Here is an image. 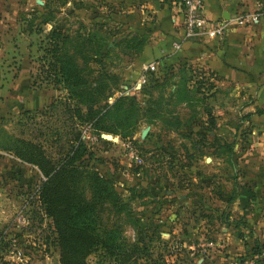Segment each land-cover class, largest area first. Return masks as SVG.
<instances>
[{"label":"rangeland","instance_id":"374dc122","mask_svg":"<svg viewBox=\"0 0 264 264\" xmlns=\"http://www.w3.org/2000/svg\"><path fill=\"white\" fill-rule=\"evenodd\" d=\"M40 1L0 0V143L6 142L9 135L33 140L41 138L36 135L46 124L48 115L45 114V118L37 109L65 94L59 85L53 86L48 81L45 65L41 62L42 49L46 44L45 32L50 24L37 25L41 13L36 6L45 0ZM87 2L66 0L59 10L53 8L52 16H55V21L74 29L77 20L85 21L87 13H91ZM54 4L48 2L50 7ZM91 7L95 8L94 5ZM84 24V30H94L90 24ZM36 27H40V31L34 32ZM102 30L100 28V32ZM117 39L113 34L106 36L105 41L111 42L112 50L107 52V45H104L98 62L89 63L95 70L102 65L116 76L118 84L109 85L112 89L108 101L116 95L126 94L134 96L139 108L149 104L153 106V101L159 103L148 120L143 116V109H139L142 115L138 113L126 135L119 133L122 132L120 129L118 133H95L88 124L80 126V135L87 150L96 158V167L107 176L111 175L119 197L128 205L129 212L120 213L116 218L124 253L130 252L131 243L138 234L143 236L155 225L154 237L148 243L149 251L153 256L161 253L164 264H232L234 256L237 259L242 255V258H250L244 252L236 254L229 243L225 244L229 234L241 233V230L238 228L240 231H237L227 222L218 223L214 212H211L215 208H227L224 199L216 198L217 193H222L216 187L230 189L226 177L231 172L222 160L224 156L220 153L218 157L214 156L212 153L215 152L205 145L214 138L206 130L211 126L209 116L212 115L216 121L213 104L219 103L214 92L209 91L212 87L210 81L195 67L188 65V70L183 72L188 88L193 89L194 84L201 80L207 85L208 88H202L205 98L201 102L197 101L201 94L193 91L186 100L170 94L173 88L170 83L181 77L182 70L176 68L172 71L175 74L165 81L162 74L166 67H163L155 74L147 72V78L138 81L136 86L134 80L126 82L124 69L131 66L133 57L129 52H118ZM146 82L147 86L141 89V84ZM146 100L151 102L146 103ZM227 101L234 109L232 125L236 132L242 115L238 116L235 109L241 101ZM24 110L28 112L24 113ZM144 112L148 114V111ZM55 124L59 126V118ZM146 125L148 130L141 137L140 130ZM241 128L247 130L248 125ZM241 134L237 140L247 137ZM0 151V208L4 210L0 216L8 211L10 217H17L11 218L12 222L18 225L17 221H20L19 225L24 226L22 237L26 236L30 241L12 244L9 258L18 264H59L55 259L57 249L49 245L44 252V245L38 240L46 218L43 217L40 226L34 227L35 223L31 224L29 218L33 204L31 197L35 198L33 190L43 178L41 172L34 164L19 159L11 151L1 148ZM3 157L8 164L2 165ZM105 213L102 211L101 215ZM34 237L38 246L30 244ZM143 240L141 242L147 244L146 238ZM17 252L23 257L18 259ZM33 253L39 257H34ZM95 258L90 253L86 264H95Z\"/></svg>","mask_w":264,"mask_h":264},{"label":"trees","instance_id":"16d2710c","mask_svg":"<svg viewBox=\"0 0 264 264\" xmlns=\"http://www.w3.org/2000/svg\"><path fill=\"white\" fill-rule=\"evenodd\" d=\"M49 1L55 3L53 7L48 5ZM65 2L66 0H45L36 6L41 13L37 25L50 24L45 32L46 44L41 57L45 75L53 86L59 85L64 89L65 94L51 99L48 104L37 109L45 118V114L48 115L46 124L36 135L41 138L33 140L9 135L5 143H0V148L34 164L41 172L43 178L33 190L35 198L31 197L33 204L29 210V218L31 224L35 223L33 227L40 226L43 217L46 218L38 240L44 245V252H47L49 245L57 249L59 264H86L90 253L96 257L95 264L105 261L114 264H164L161 253L153 256L149 251L148 243L154 237L155 225L143 236L138 234L131 243L130 252L124 253L116 218L120 213L129 212L128 205L119 197L111 175L107 176L96 167V158L87 150L80 135V126L86 124L95 133H118L120 129L122 132L119 133L126 135L127 128L135 122L139 109H143V116L148 120L151 117L149 114L159 102L153 101V106L149 104L139 108L134 96L126 94L116 95L108 101L111 93L109 85L118 84L116 76L102 65L95 70L89 63L98 62L103 46L107 45L105 37L112 34L114 29L95 22L89 25L94 30H84L85 24L81 20H77V25L72 29L55 21V16L51 13L53 8L59 10V6ZM100 28L103 29L102 32ZM38 31L40 27H36L34 32ZM143 42L142 35L134 34L122 36L115 43L124 50L137 52ZM111 50V46L106 47L107 52ZM187 67L185 64L176 67V70H182L181 77L177 82H169L173 86L172 91L169 90L170 94L186 100L193 91L201 94L197 97V101L201 102L205 98L201 93L202 88L208 87L201 80L197 85L194 84L193 89L188 88L183 75L188 70ZM172 71L171 66L166 68V72L162 74L164 81L175 74ZM147 84L148 82L141 84L140 88ZM150 102L151 100H146V103ZM144 111H148V114ZM27 112L24 110V113ZM252 113L264 114V109L256 108L242 118L249 121ZM58 118L59 126L55 124ZM208 118L211 119V126H208L206 133L215 125L214 117L211 115ZM242 132L243 129L239 133ZM212 137L214 138L210 142L205 143L206 146L217 145L214 151L220 155L231 153V143L221 144L220 137ZM233 195L234 189H231L227 200ZM102 211L106 212L105 215H101ZM144 238L147 244L141 242ZM138 242L141 244L138 245ZM8 247L9 241L0 234V252L8 250ZM247 247L249 251L244 253L247 254L245 256L253 258L254 264H264V244L253 240ZM0 264L17 263L4 259L0 253Z\"/></svg>","mask_w":264,"mask_h":264},{"label":"crops","instance_id":"0c3cea01","mask_svg":"<svg viewBox=\"0 0 264 264\" xmlns=\"http://www.w3.org/2000/svg\"><path fill=\"white\" fill-rule=\"evenodd\" d=\"M87 1L91 13H87L88 18L82 20L83 23L99 22L103 27L113 28L111 33L118 39L134 34L144 37L137 52L124 50L118 45V52H129L133 57L131 66L124 69L126 82L134 80L136 86L142 74H149L150 71L143 69L148 62H154L155 69L151 71L154 74L163 67L175 69L185 64L195 67L210 81L212 87L209 91L214 92L219 103L213 104L216 121L207 133L223 138L221 144L232 145L231 153L222 155L231 172L226 177L230 189L216 187L217 191L222 190L216 198L224 199L227 208H215L211 212L218 223L227 222L241 230L240 236L228 233L225 243H229L236 254L248 252L247 246L253 240L264 244V114L252 113L249 121L242 118L256 108L264 109V0H202L204 16L226 19L227 30L221 38L193 37L186 40H181L180 15L168 0ZM175 40L180 42L178 48H172ZM110 45L108 40L107 46ZM227 100L241 101L235 109L238 116L242 115L236 132L232 125L234 109ZM245 124L248 129L240 134L247 137L237 140ZM216 146H208L215 152L212 153L214 156L218 155L214 151ZM2 159V165L9 163L4 157ZM231 189H234V195L227 200ZM1 211L4 210H0V215ZM3 215L0 216V234L9 241V246L30 242L26 236L22 237L24 226L19 225L20 221H17L18 225L12 222L17 217H10L8 211ZM33 240L30 244L38 246L37 238ZM10 247L0 252L4 259L11 260ZM242 256L238 259L234 256L232 264L248 259ZM34 257L39 255L34 254Z\"/></svg>","mask_w":264,"mask_h":264},{"label":"built area","instance_id":"2783aa9c","mask_svg":"<svg viewBox=\"0 0 264 264\" xmlns=\"http://www.w3.org/2000/svg\"><path fill=\"white\" fill-rule=\"evenodd\" d=\"M169 3L180 15L181 40L190 38H221L227 30V20L223 18L210 19L204 16L202 0H168ZM180 42L175 40L172 42V48H178ZM145 71H153L155 69L154 62H148L143 65ZM145 75V74H144ZM141 75L140 81L145 78ZM13 250V249H12ZM15 251V250H14ZM13 251V252H14ZM19 254V252H17ZM18 259L23 257L22 254L17 255ZM11 261V260H10ZM14 262V261H13ZM237 264H254L253 258L244 259Z\"/></svg>","mask_w":264,"mask_h":264},{"label":"water","instance_id":"95a60500","mask_svg":"<svg viewBox=\"0 0 264 264\" xmlns=\"http://www.w3.org/2000/svg\"><path fill=\"white\" fill-rule=\"evenodd\" d=\"M38 3H41V1L40 0H36ZM148 125H146V126H144V128H142L141 130H140V136L141 137H144L145 136V134H146V132H147V130H148ZM206 160H208V158H205Z\"/></svg>","mask_w":264,"mask_h":264}]
</instances>
